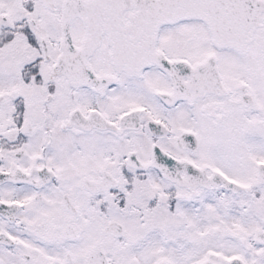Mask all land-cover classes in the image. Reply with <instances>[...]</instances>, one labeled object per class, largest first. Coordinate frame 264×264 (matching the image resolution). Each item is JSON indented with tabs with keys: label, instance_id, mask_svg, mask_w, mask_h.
<instances>
[{
	"label": "snow or ice",
	"instance_id": "6c2138e0",
	"mask_svg": "<svg viewBox=\"0 0 264 264\" xmlns=\"http://www.w3.org/2000/svg\"><path fill=\"white\" fill-rule=\"evenodd\" d=\"M0 264H264V0H0Z\"/></svg>",
	"mask_w": 264,
	"mask_h": 264
}]
</instances>
